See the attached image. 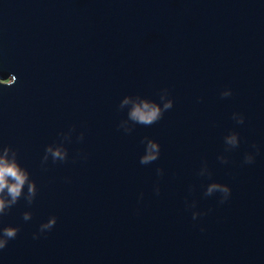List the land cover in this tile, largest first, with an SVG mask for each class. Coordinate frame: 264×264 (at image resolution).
Here are the masks:
<instances>
[{
    "label": "water",
    "instance_id": "1",
    "mask_svg": "<svg viewBox=\"0 0 264 264\" xmlns=\"http://www.w3.org/2000/svg\"><path fill=\"white\" fill-rule=\"evenodd\" d=\"M9 75L0 155L37 194L0 216L20 229L0 264H264V0H0ZM164 90L160 120L128 118Z\"/></svg>",
    "mask_w": 264,
    "mask_h": 264
},
{
    "label": "clouds",
    "instance_id": "2",
    "mask_svg": "<svg viewBox=\"0 0 264 264\" xmlns=\"http://www.w3.org/2000/svg\"><path fill=\"white\" fill-rule=\"evenodd\" d=\"M4 81H11L10 83H4ZM17 83L16 75H9L7 79H0V85L11 87ZM231 90L222 93L223 96H230ZM168 96L167 90H164V95H161V101H166L163 103V107L159 103L153 100L144 99L139 103H135L128 114V118L137 124H142L145 126L152 125L153 123L160 120L164 112L173 107L174 101L172 99H166ZM129 99H125L123 104L120 105L123 108L124 104H127ZM239 123L244 122V117L240 116L238 120ZM131 131V129H128ZM145 154L141 158L142 164H149L157 160L160 156L161 145L158 141L154 139H148ZM228 143L232 145H239V134L234 133L227 138ZM48 152L52 153L54 160H66L67 152H62L60 149L53 151L51 148L47 149ZM9 152L12 153L11 158H9ZM46 159V157H45ZM246 162L251 163L254 159L252 155L246 156ZM158 172L162 174L163 169H159ZM30 172L27 168L21 165L18 159V151L14 150L11 145L3 148V155H0V216L4 215L11 207L16 205L20 198L25 195L24 189L27 186L26 199L29 204H31L37 194V184L34 180L30 178ZM220 192L223 195L221 203L228 199L231 194V188L226 184L213 183L205 192L206 196L212 195L213 192ZM159 192V189H157ZM200 214H194L195 219ZM32 218L31 212L24 213V219L30 220ZM57 223V217L52 216L48 222L41 225V232L45 230L52 229ZM20 229L16 226H7L0 231V249H4L9 240L14 239Z\"/></svg>",
    "mask_w": 264,
    "mask_h": 264
}]
</instances>
